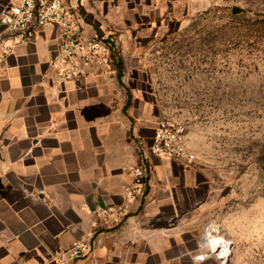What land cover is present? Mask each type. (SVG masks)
<instances>
[{
    "label": "crops",
    "instance_id": "crops-1",
    "mask_svg": "<svg viewBox=\"0 0 264 264\" xmlns=\"http://www.w3.org/2000/svg\"><path fill=\"white\" fill-rule=\"evenodd\" d=\"M159 1L70 0L110 60L83 65L73 78L52 64L57 25L13 44L0 24V264H214L197 257L204 179L193 162L152 153L157 121L118 73L128 52L144 51L126 39L143 36ZM138 165L146 189L129 201ZM82 240L88 255L71 258Z\"/></svg>",
    "mask_w": 264,
    "mask_h": 264
},
{
    "label": "rangeland",
    "instance_id": "rangeland-1",
    "mask_svg": "<svg viewBox=\"0 0 264 264\" xmlns=\"http://www.w3.org/2000/svg\"><path fill=\"white\" fill-rule=\"evenodd\" d=\"M159 2L143 36L126 39L145 49L126 54L125 88L151 122L187 125L207 189L197 204L202 234L213 224V235L231 243L225 260L209 245L196 256L264 264V0Z\"/></svg>",
    "mask_w": 264,
    "mask_h": 264
},
{
    "label": "built area",
    "instance_id": "built-area-1",
    "mask_svg": "<svg viewBox=\"0 0 264 264\" xmlns=\"http://www.w3.org/2000/svg\"><path fill=\"white\" fill-rule=\"evenodd\" d=\"M78 16L77 7L70 0H9L0 12V24L5 27L13 44L32 41L40 28L48 24L57 25L59 53L52 64L61 76L73 78L82 73L83 65L110 62L106 55L108 44L98 34L86 35ZM10 51L11 47L6 45L5 52ZM188 139L185 123L162 117L156 123L150 150L160 157L194 162L196 154L188 145ZM132 173L133 183L126 187V198L129 201L137 200L145 193L148 181V173L144 167L135 166ZM205 233L206 231L202 236V245L211 246L204 242ZM219 249L212 250L225 260ZM89 251L90 245L82 240L71 246L68 253L71 258L79 259L87 256ZM206 255L210 256V252ZM87 264L98 262L91 260Z\"/></svg>",
    "mask_w": 264,
    "mask_h": 264
},
{
    "label": "bare ground",
    "instance_id": "bare-ground-1",
    "mask_svg": "<svg viewBox=\"0 0 264 264\" xmlns=\"http://www.w3.org/2000/svg\"><path fill=\"white\" fill-rule=\"evenodd\" d=\"M213 224L209 225L204 236V242L209 243L214 249L220 248V254L227 259L231 252V243L222 236L213 235ZM202 256H206V253Z\"/></svg>",
    "mask_w": 264,
    "mask_h": 264
},
{
    "label": "trees",
    "instance_id": "trees-1",
    "mask_svg": "<svg viewBox=\"0 0 264 264\" xmlns=\"http://www.w3.org/2000/svg\"><path fill=\"white\" fill-rule=\"evenodd\" d=\"M122 61L121 60H119V62H118V73H119V77H121V75H122Z\"/></svg>",
    "mask_w": 264,
    "mask_h": 264
},
{
    "label": "water",
    "instance_id": "water-1",
    "mask_svg": "<svg viewBox=\"0 0 264 264\" xmlns=\"http://www.w3.org/2000/svg\"><path fill=\"white\" fill-rule=\"evenodd\" d=\"M241 11H242V9H241L240 7H238V6H234L233 9H232V12H233L234 14H237V13H239V12H241Z\"/></svg>",
    "mask_w": 264,
    "mask_h": 264
}]
</instances>
